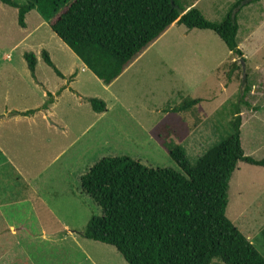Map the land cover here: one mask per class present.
Returning <instances> with one entry per match:
<instances>
[{"label": "rangeland", "instance_id": "1", "mask_svg": "<svg viewBox=\"0 0 264 264\" xmlns=\"http://www.w3.org/2000/svg\"><path fill=\"white\" fill-rule=\"evenodd\" d=\"M238 2L244 1L200 0L197 8L213 22H221L231 10L237 13V42L244 52V66L212 31L194 30L192 36L184 37L180 29H174L107 86L36 9L26 14L23 28L16 8L0 1V69H6L0 81L13 84L12 90L24 88L25 81L18 76L17 82L12 71L28 70L23 55L33 53L36 76L44 85L32 91L31 103L41 104L46 88L52 92L57 97L54 116L69 129L62 143L70 145V154L81 152L78 161L66 162L65 155L52 161L56 148L48 151L49 165L42 175L38 163H27L36 176L39 196L13 210L7 207L5 218L0 219V264H128L113 246L81 235L90 217L102 211L73 176L63 180L69 166L80 171L102 157L125 155L153 168L181 171L166 145H185L194 163L231 134L237 109L242 149L247 156L264 159V0L234 9ZM180 3L185 6L184 1ZM201 33L206 36L200 37ZM44 50L62 76L44 62ZM4 52L9 56L3 60ZM88 98L103 100L106 110L94 112ZM187 98L200 101L188 111H172ZM56 143L60 139L54 136L52 144ZM27 193L26 189L24 196ZM226 216L264 254V167L238 162L229 182Z\"/></svg>", "mask_w": 264, "mask_h": 264}, {"label": "trees", "instance_id": "2", "mask_svg": "<svg viewBox=\"0 0 264 264\" xmlns=\"http://www.w3.org/2000/svg\"><path fill=\"white\" fill-rule=\"evenodd\" d=\"M0 1L17 9V22L23 28L26 14L36 9L56 36L107 86L173 23L188 30L212 31L235 58L246 61L237 42V13L233 10L221 22H213L196 7L187 10L179 0L173 1L182 14L171 0ZM253 1L242 0L234 9ZM41 54L62 76L49 54L45 50ZM23 56L35 76V55L25 52ZM52 100L48 93L41 108ZM88 101L94 112L106 110L103 100ZM199 101L184 99L172 111H188ZM240 126L237 109L231 134L194 163L178 142L166 145L181 171L153 168L125 155L97 160L80 177V187L102 213L90 217L81 232L83 238L113 246L128 264H264L261 250L226 216L229 182L238 162L264 167V159L247 156L242 149Z\"/></svg>", "mask_w": 264, "mask_h": 264}, {"label": "crops", "instance_id": "3", "mask_svg": "<svg viewBox=\"0 0 264 264\" xmlns=\"http://www.w3.org/2000/svg\"><path fill=\"white\" fill-rule=\"evenodd\" d=\"M183 1L185 3L184 7L187 10L190 7L197 8L200 2V0H192L191 2H188L187 0H180V2ZM4 8L5 7H3V10ZM174 29L177 31L180 29L181 34L184 37L192 36L190 35V32L197 30H188L183 25L173 23L169 29L155 42L162 40L164 36ZM197 31L204 32L206 30ZM202 35L206 36V33H201L199 36L203 37ZM2 55H4L2 58L4 60L5 58H8L9 53L4 52ZM135 61L131 63V65L124 71L123 74L127 73L132 68V66H134ZM5 71V68L3 70L0 69V80L3 78L2 76L4 75ZM12 72L14 77H16L17 82H20V78H22L25 82L23 84L24 88L21 89L20 86L12 90L13 84L0 81V219L5 218L7 207L13 210V208L20 206L22 203L34 201L32 197L39 196L38 189L35 187L36 176L30 173L32 170L30 171V165L27 163H30L31 161L38 163V173L39 175H42V172L47 170V166L49 165V162L46 158L48 151H52V149L56 148L55 153L51 155V157H53L52 161L55 159H60L61 156L65 155L64 160H66V162H76L80 157L78 154H81V152L70 154V145L68 143H62L64 140L63 138L69 133V129L54 116L53 107L56 105L57 97H54L52 103L46 108H41L48 99V93L52 94V92L46 88V92L43 91L41 96V100L43 102L38 105L32 104V91L38 90V84H44L38 80L36 73L34 77L29 69L20 72ZM68 88L71 89L69 86ZM66 91L67 89L61 90V95ZM29 110H35V112L28 115L18 114ZM54 136L60 139V143L52 144ZM76 139L77 143L78 138ZM184 148L187 153L188 150L185 145ZM38 150H42L43 152L38 154ZM45 150L47 151L45 152ZM95 162L96 161H93L90 166H92ZM88 169L89 168L84 170L82 168L80 171H78L75 165L69 166L67 168V172L63 174V180L73 176L74 182L75 180L80 182V177ZM76 184L77 183H75V185ZM26 189L28 193L26 196H24ZM5 229L12 232L14 230V228ZM64 232L70 233V229H66ZM41 233L43 235H50L48 232H44L42 230ZM54 233L59 234V231ZM2 248L3 245L0 244V251H2Z\"/></svg>", "mask_w": 264, "mask_h": 264}, {"label": "water", "instance_id": "4", "mask_svg": "<svg viewBox=\"0 0 264 264\" xmlns=\"http://www.w3.org/2000/svg\"><path fill=\"white\" fill-rule=\"evenodd\" d=\"M171 4H172L173 8L178 10L179 14H182L181 8L178 5H176L173 0H171ZM237 61L239 63H241V65H243V66L245 65V60L243 58H239V59H237Z\"/></svg>", "mask_w": 264, "mask_h": 264}]
</instances>
